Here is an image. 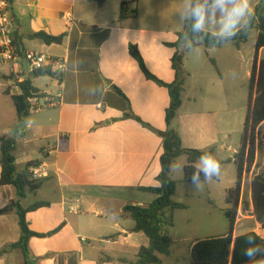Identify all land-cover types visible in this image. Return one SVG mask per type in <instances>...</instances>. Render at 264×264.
Listing matches in <instances>:
<instances>
[{"label":"crops","instance_id":"0c3cea01","mask_svg":"<svg viewBox=\"0 0 264 264\" xmlns=\"http://www.w3.org/2000/svg\"><path fill=\"white\" fill-rule=\"evenodd\" d=\"M98 1L12 0L20 49L59 56L66 62L60 78H32L43 103L58 94L60 103L31 112L20 133H15V105L5 92L11 87L12 94L15 76L0 83V137L16 134L18 172L28 162L40 160V166L34 168L37 177L47 178L38 191H28L22 200L24 207L39 201L49 203L27 214L30 228L47 233L63 224L51 236L30 239L36 264H132L140 248L150 245L144 233L133 231L135 222L123 208L146 205L156 198L140 188L159 184L161 132L168 128L166 112L171 98L166 87L147 79L129 47H138L147 68L160 80L174 82L176 48L169 44L184 29L185 22L178 17L183 0H103L101 6ZM256 5L251 0L253 10ZM64 14H71V19L66 20ZM218 27L209 25L207 31L214 33ZM40 31L65 34V38L61 44L47 45L28 37ZM244 44L239 48L232 43L210 48L201 45L187 52L183 103L172 123L184 147H214L216 153L224 139L212 116L223 77L210 74L205 93L191 94L197 89L191 82L197 74L187 68L190 53L204 49L199 50V57L203 55L210 63L214 60L218 70L221 61L212 54H231L230 65L226 62L231 70ZM3 73L10 75V66L0 65V75ZM233 153L236 156L238 151ZM1 172L0 165V179ZM15 200V186L0 184V209H7L0 214V264H24L21 252L13 248L21 236L12 206ZM234 234L240 235L236 229ZM174 251L175 246L171 255ZM171 255L161 256L162 264Z\"/></svg>","mask_w":264,"mask_h":264},{"label":"trees","instance_id":"16d2710c","mask_svg":"<svg viewBox=\"0 0 264 264\" xmlns=\"http://www.w3.org/2000/svg\"><path fill=\"white\" fill-rule=\"evenodd\" d=\"M254 13L250 29L246 33L242 32L232 40L224 43L217 42L216 37L210 31H207L209 33L207 36L201 38L203 34L192 33L190 24L185 22L183 31L178 33L177 41L169 44L176 48L172 59L176 79L172 83L160 80L147 68L137 46L130 45L129 47L130 54L138 62L147 79L166 87L169 90L171 98L170 106L166 112L168 128L165 132H161L163 137V154L161 156L162 171L158 176L159 184L157 186L140 188L143 191L154 193L156 198L146 205L127 204L123 208L124 213L129 215L135 222L133 231L144 233L150 240L149 246H142L140 248L137 260L132 262V264H162L163 260L161 256L171 255L174 249L175 241L169 234V228L174 226V212L177 209L186 208V205L173 200L177 189V182L172 178V170L169 166L175 164L180 156H187V163L183 167V180L192 184L191 175L195 170L194 166L198 162V158L204 152H210L216 157L214 147L205 150L184 147L178 130L172 126L173 120L176 118L183 103V92L187 80V73L183 65L187 52L201 45L210 48L222 46L226 43H232L239 48L248 41L249 34L253 29H256L258 34L255 46V58L250 75L248 111L244 124L242 144L235 156L237 181L235 187L227 191L226 201L230 206L224 211L229 220V229L227 234L194 241L191 248V263L247 264L248 257L243 255V250L247 247L246 239L248 234L254 235L256 243L264 246V237L255 231H249L236 236L234 234L240 210L243 214L250 212V215L255 218L264 230V167L251 180L250 202L242 200L244 174L245 172H251L255 165L257 150L260 149V143L264 138V59L259 61L260 50L264 49V0H260L255 6ZM28 37L40 39L45 44L52 45L61 44L65 38V34L51 35L45 31H40L30 34ZM15 43L19 47L16 37ZM212 63L215 64V61L212 60ZM54 75L56 74L50 68H43L28 74L19 84L22 88L21 94L13 95L9 91H5L7 95H10L17 111L18 123L15 127V133H20L24 130L26 120L30 115L28 98L32 96L33 92L39 91L33 86L32 78ZM147 126L150 127L149 125ZM16 148V134L0 137V165L2 168L0 184L14 185L17 190V200L12 202V206L18 215L21 236L19 241L13 244V248L19 249L22 252L24 264H36L38 258L34 259L31 254L29 247L30 239L33 237L44 238L51 236L57 233L63 227V224L47 233H39L30 228L27 214L41 207L48 206L49 203L39 201L28 207H24L22 200L28 191L33 193L38 191L47 178H34L32 175V169L40 166V160L28 162L25 169L18 172L15 155ZM241 204L243 205L240 209ZM6 211L7 209H0V214Z\"/></svg>","mask_w":264,"mask_h":264},{"label":"rangeland","instance_id":"374dc122","mask_svg":"<svg viewBox=\"0 0 264 264\" xmlns=\"http://www.w3.org/2000/svg\"><path fill=\"white\" fill-rule=\"evenodd\" d=\"M259 1L255 0V3L258 4ZM257 34L256 29L251 30L248 41L243 45L239 60L237 63L234 60L231 70L226 65V62L230 65V56L232 55L227 53L218 52L212 54L221 61L219 70L214 67L212 61L211 64L203 55L202 58L199 57V50L204 49H195V51L190 53L186 61L187 68L194 70L197 74L191 79V82H195L197 86V89L191 93L193 95L205 93V90L209 87L210 74L215 76L221 74L223 77L221 83H218L221 90L220 94L215 98L218 105L212 115L217 120L219 129L224 137L222 146L216 149V156L222 164V174L218 179L206 183L202 191H198L193 187V184L184 182L183 171H172V178L177 182L173 200L186 204L188 208L177 209L174 212V226L170 227L169 234L176 241L175 251L170 257H165L166 264H177L173 261L175 259L181 260L179 264H192L191 245L194 241L221 236L228 232L229 220L224 211L230 205L226 201V195L229 189L235 187L237 181V164L234 160L235 154L233 150L239 151L242 144ZM262 59H264V50L259 53V61ZM233 72L235 76L232 75ZM9 78H13V75L1 74L0 83L3 81L7 82ZM1 88L0 85V90ZM10 89L11 87H7V91H10ZM205 96L210 97L207 94ZM4 98L6 97L1 99L8 100ZM260 145V149L257 150L255 165L251 172H245L244 174L242 200L245 202H250L251 200L250 184L253 176L260 173L264 167V138ZM186 163L187 157L183 155L176 160L175 164L184 166ZM22 167L21 164L18 165L19 170ZM32 175L34 178H39L33 172ZM236 230L238 234L255 231L264 237V230L255 218L250 215V212L246 214H243L241 210L238 212Z\"/></svg>","mask_w":264,"mask_h":264},{"label":"clouds","instance_id":"9594fccd","mask_svg":"<svg viewBox=\"0 0 264 264\" xmlns=\"http://www.w3.org/2000/svg\"><path fill=\"white\" fill-rule=\"evenodd\" d=\"M254 15L251 0H183V7L178 12L179 19L190 24L192 33L203 34L201 38L209 34V25L218 24V29L212 35L219 43L228 42L242 32L246 33ZM232 75L235 76V73ZM169 167L172 171H183L180 164ZM194 169L191 180L198 191H202L206 183L218 179L222 174L220 160L210 152H204L198 158ZM246 243L243 255L248 257L247 264H264V255H261L264 254V246L257 244L252 234L247 235Z\"/></svg>","mask_w":264,"mask_h":264},{"label":"built area","instance_id":"2783aa9c","mask_svg":"<svg viewBox=\"0 0 264 264\" xmlns=\"http://www.w3.org/2000/svg\"><path fill=\"white\" fill-rule=\"evenodd\" d=\"M66 20L71 19V14H64ZM18 25L13 12L12 0H0V65H8L11 68V75L14 77L13 95L22 93L20 83L28 74L43 68H50L60 78L65 71V59L59 56H52L41 52L27 51L20 49L15 43V34ZM61 95L53 97L48 102L41 101V94L33 92L28 98L29 110L36 112L46 106L60 103ZM35 176H38L36 169H32Z\"/></svg>","mask_w":264,"mask_h":264},{"label":"water","instance_id":"95a60500","mask_svg":"<svg viewBox=\"0 0 264 264\" xmlns=\"http://www.w3.org/2000/svg\"><path fill=\"white\" fill-rule=\"evenodd\" d=\"M103 3V0H99L98 1V5L101 6V4Z\"/></svg>","mask_w":264,"mask_h":264}]
</instances>
